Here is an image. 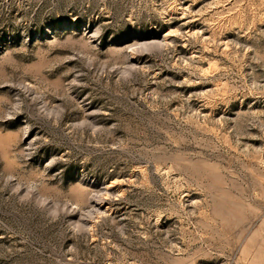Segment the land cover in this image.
<instances>
[{
  "label": "rangeland",
  "instance_id": "obj_1",
  "mask_svg": "<svg viewBox=\"0 0 264 264\" xmlns=\"http://www.w3.org/2000/svg\"><path fill=\"white\" fill-rule=\"evenodd\" d=\"M0 264H264V0H0Z\"/></svg>",
  "mask_w": 264,
  "mask_h": 264
}]
</instances>
